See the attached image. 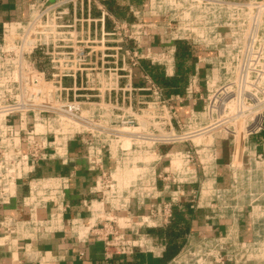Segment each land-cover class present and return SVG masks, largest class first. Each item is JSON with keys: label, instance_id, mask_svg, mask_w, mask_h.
<instances>
[{"label": "built area", "instance_id": "built-area-1", "mask_svg": "<svg viewBox=\"0 0 264 264\" xmlns=\"http://www.w3.org/2000/svg\"><path fill=\"white\" fill-rule=\"evenodd\" d=\"M168 1L172 7L180 3ZM191 1L183 20L197 10L203 15L194 24H213L215 43H231L215 52L204 91L197 72L188 77L183 96L166 95L144 68L148 62L167 69L175 48L143 47L153 25L138 11L129 21L96 0H38L29 5L25 21L0 24V205L26 183L22 203L29 216L37 220L38 209L52 207L49 219L55 221L69 177L34 173L52 159L67 163V145L77 140L95 180L91 197L82 201L88 216L70 225L84 230L78 238L102 243L105 261L153 253L146 230L165 228L173 204L188 199L194 210L206 211V221L230 219L231 224L214 235L187 234L165 264H264V152L247 145L264 130V0ZM148 2L153 15L166 17L172 42L194 47L206 39L198 27L180 26L160 11L161 0ZM223 27L228 32L219 31ZM185 100L192 106L181 117L178 105ZM28 115L30 126L24 123ZM238 131L243 136L239 163ZM217 140L227 143L225 186L213 172L200 176L217 162ZM245 218L247 238L234 224ZM13 221L6 220L5 230Z\"/></svg>", "mask_w": 264, "mask_h": 264}, {"label": "crops", "instance_id": "crops-1", "mask_svg": "<svg viewBox=\"0 0 264 264\" xmlns=\"http://www.w3.org/2000/svg\"><path fill=\"white\" fill-rule=\"evenodd\" d=\"M38 0H0V24L8 21H25L29 15V5ZM105 9L116 18L134 21V11L141 16L144 21L153 25L148 35L143 37V47L150 46L152 51L160 52L175 48L176 42H172L167 29V22L163 15H153L150 12L153 6H149L148 0H96ZM150 10V11H149ZM150 13V14H149ZM99 11L96 7L92 9V16L97 17ZM200 55H193V70L188 75L193 76L197 72L205 77L209 69H202L196 61H203L206 53L199 52ZM168 55H170L168 53ZM174 61L167 65L157 66L164 72L165 77L173 78L176 75L175 52ZM198 58V59H197ZM148 63V62H146ZM206 72V73H204ZM205 74V75H204ZM187 77V80H188ZM205 79V78H204ZM187 82L185 84V87ZM185 87L183 88L185 90ZM200 93L204 91V81L199 84ZM183 93L180 95H184ZM191 101L185 100L182 106L178 105L180 116H185L191 108ZM200 108V103L195 109ZM17 123V120H16ZM26 126L31 125L30 115L24 120ZM235 140V162L239 163L242 151V133L238 131ZM251 149L264 152V143H259L254 136L251 138ZM176 148H183L177 146ZM217 153V162L215 166L207 168L204 173H200L201 178H208L209 173L216 174L215 181L219 186L227 185L228 178L224 163L227 158V143L223 140L215 142ZM68 161L62 162L59 159H52L41 163L36 169L34 176L40 178L53 176H68L69 189L66 190L63 198L62 211L57 215L55 221L50 220L49 216L53 210L52 207L37 210V220L34 216H29L28 208L22 203V198L27 194V184L21 183L16 190V196L8 204L0 205V264H165L161 257L165 249L164 242L161 239L153 238L150 233H146L155 244L153 253L137 251L136 254L128 257H115L112 260L105 261L102 256V243L92 239L78 238V234H83L81 228L75 229L70 223L72 219L85 221L88 216L82 201L89 199L90 188L94 185L95 173L88 170L83 150L79 141H71L67 145ZM211 175V174H210ZM224 176V180H222ZM211 180L213 177L211 176ZM148 206L144 207L146 212ZM194 220L191 222V228L188 234L192 236L214 235L221 233L231 220H213L206 221L205 210H199ZM8 218H13V223L5 230L4 226ZM5 219V220H4ZM241 237H249V226L247 219H240L237 223ZM234 225V226H235ZM144 231V228L142 229ZM141 230V231H142ZM187 236V235H186ZM80 252L83 255L80 256ZM256 264V263H250ZM261 264V263H259Z\"/></svg>", "mask_w": 264, "mask_h": 264}, {"label": "trees", "instance_id": "trees-1", "mask_svg": "<svg viewBox=\"0 0 264 264\" xmlns=\"http://www.w3.org/2000/svg\"><path fill=\"white\" fill-rule=\"evenodd\" d=\"M193 47L185 41H178L175 44L176 75L173 78L165 77L164 72L157 66H151L144 62V68L159 84L166 95L181 94L187 82L188 75L193 70L194 56ZM259 143H264V130L255 135ZM224 180V176H222ZM199 210H194L193 204L188 199H183L172 206V218L165 228L149 229L147 232L153 238L161 239L164 242L161 261L167 262L174 257L185 242L186 235L190 231L191 222Z\"/></svg>", "mask_w": 264, "mask_h": 264}, {"label": "rangeland", "instance_id": "rangeland-1", "mask_svg": "<svg viewBox=\"0 0 264 264\" xmlns=\"http://www.w3.org/2000/svg\"><path fill=\"white\" fill-rule=\"evenodd\" d=\"M156 1H159V0H156ZM162 3L159 4L160 5V11H164L166 12V16L167 17H171L172 19H175L177 21H180V26H184L185 24L187 25V27H191L193 29H195V27H198L196 30V32H203L204 35L206 36V39L203 41V40H196V43L193 44V50L194 51V54L195 55H200L199 52L205 54L206 53V58L204 57L205 60L201 61V62H198L196 61L197 64H199L198 66H200V68L202 69H210L211 68V65L210 64H214L215 63V52L217 53V51L221 50V52H223L224 50V46L223 44L224 43H231V41L229 42L228 40H223L222 44H217L215 43L214 39H212V34L210 33L211 31L210 30H213V24L211 23H208L205 24V26L203 24L201 25H197L194 24V19H196V22L198 21L199 22V16L203 14H199L198 11L196 10H192L191 11V19L186 21V20H183V12L184 11H187V9H185L189 4H193L194 5V1H191V0H180V3L174 7L173 4L171 5V2L168 1V0H161ZM173 8V9H171ZM157 12V11H156ZM209 16V19H210V22L212 21L213 19V16L212 15H207V17ZM196 25V26H195ZM211 28V29H210ZM229 28H226V27H223L221 29H219V31H221L222 33H225V32H228ZM240 41V38L238 37L237 40L235 41L236 42H239ZM237 44V43H236ZM230 48H232V45L229 46L227 49L230 50ZM197 49V50H196ZM209 72V70H208ZM206 73V72H204ZM205 75V74H204ZM204 76L203 74L201 75L200 73L198 74V83L201 84V81H204ZM12 123L16 124V119L13 118L11 120ZM239 133V132H238ZM238 133L236 134L238 136ZM251 144V139H249L248 141V144L247 145H250ZM228 150V149H227ZM228 153V152H227ZM246 158L244 156L243 158V162L245 163L246 162ZM227 162V158L225 160V162L223 163H226ZM226 171V170H225ZM227 174V173H226Z\"/></svg>", "mask_w": 264, "mask_h": 264}]
</instances>
